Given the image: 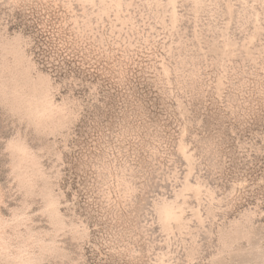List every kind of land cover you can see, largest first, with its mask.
Returning <instances> with one entry per match:
<instances>
[{
    "label": "rangeland",
    "instance_id": "1",
    "mask_svg": "<svg viewBox=\"0 0 264 264\" xmlns=\"http://www.w3.org/2000/svg\"><path fill=\"white\" fill-rule=\"evenodd\" d=\"M0 264H264V0H0Z\"/></svg>",
    "mask_w": 264,
    "mask_h": 264
},
{
    "label": "bare ground",
    "instance_id": "2",
    "mask_svg": "<svg viewBox=\"0 0 264 264\" xmlns=\"http://www.w3.org/2000/svg\"><path fill=\"white\" fill-rule=\"evenodd\" d=\"M35 105V104H34ZM22 152H24L23 150H21ZM21 154V153H20ZM51 203V202H50ZM52 206V205H51ZM54 206V205H53Z\"/></svg>",
    "mask_w": 264,
    "mask_h": 264
}]
</instances>
